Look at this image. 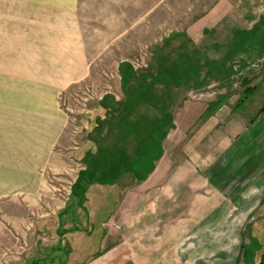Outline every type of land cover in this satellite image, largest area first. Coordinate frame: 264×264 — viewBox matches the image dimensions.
<instances>
[{"label":"rangeland","instance_id":"obj_1","mask_svg":"<svg viewBox=\"0 0 264 264\" xmlns=\"http://www.w3.org/2000/svg\"><path fill=\"white\" fill-rule=\"evenodd\" d=\"M218 1L77 0L76 15L87 56L88 75L59 94V106L67 117V125L50 158L53 169L43 170L40 196L33 205L36 209L32 206L21 209L15 207L12 199H0V226L3 228L0 264L257 263L264 249L258 241L262 234L247 227L241 236L246 244L244 250L239 253L240 241L235 243L231 237L229 257L224 262L218 260L221 258L217 253L206 263L186 261L190 244L194 242L200 249L201 239H204H192L190 232H182L176 240L182 262L142 261L141 245L146 242L141 238L140 227H134L133 222L128 221L131 217L123 221L129 211L128 205L120 208L121 220L112 217L113 221L108 222L107 219L116 203L124 201L126 195L123 193L129 184L99 182L111 178L102 172L108 167L106 155L99 157L106 148L127 151H121L120 157H127L117 161L125 170L119 176L127 174L135 179L131 173L138 167H149L151 177L194 174L190 158L193 154L195 158L199 148L211 147L216 154L227 135L250 124L264 108V52L241 67L229 64L225 72L205 70V53L199 52L192 59L181 57L180 52L189 48V39L183 37L184 33L190 34L195 21L211 12ZM6 26V23H0V101L13 100L14 96L26 95L30 90L23 86L24 81L20 78L13 81L14 85L7 80L11 79L9 74H22L21 71L13 72L12 68L22 64L19 62L22 59L20 48L25 39L5 38ZM223 26L228 33L231 23ZM225 40L217 39L222 43ZM196 62L200 64L195 65ZM196 79L205 81H197L194 85ZM246 86L250 93L242 104L237 105ZM218 97H224L225 103L216 113L214 130L195 143L193 136L203 123L204 113L193 120L184 117H190L188 113L195 107L200 112L201 107ZM99 121L103 124L97 132ZM22 125L23 120L0 112V161L10 162L15 149L13 144L19 145L18 142L27 137L20 132ZM116 154L111 159H116L119 153ZM134 192L140 195L141 189ZM87 194L102 198L88 199ZM154 209H151L153 221H157L161 213L166 225L174 222L177 191ZM69 211L73 214L67 217ZM141 211L138 206L137 213ZM201 218L205 216L199 215L198 219ZM220 218V215L208 216L204 222L216 224ZM234 219L232 215L226 216L223 222L232 225L236 223ZM74 220H88L90 230L85 226V231L69 235L60 230L61 224L74 223ZM207 233L213 236L214 246L221 250L222 230ZM105 234L109 235L101 242ZM251 235L255 240H251Z\"/></svg>","mask_w":264,"mask_h":264},{"label":"crops","instance_id":"obj_2","mask_svg":"<svg viewBox=\"0 0 264 264\" xmlns=\"http://www.w3.org/2000/svg\"><path fill=\"white\" fill-rule=\"evenodd\" d=\"M76 6L77 0H0V23L7 24L5 38L25 39L20 48L22 59L19 62L22 64L12 68L13 72L21 71L22 74H9L11 79L7 80L14 85L13 81L20 78L24 81L23 86L30 88L26 95L0 101V112L23 120L19 129L27 135L18 142L19 145L17 142L13 144L15 149L10 162L0 161V199H12L15 207L21 209L36 207L33 205L40 196L43 170L53 169L50 158L61 142L67 125V117L59 106V94L85 80L88 75ZM225 23H231L228 33L224 30ZM193 28L190 34L184 33L183 37L189 39V48L180 52L181 57L192 59L199 52L205 53L207 67L204 68L209 71L225 72L231 63L241 67L264 52V0H219L211 12L195 21ZM219 38L226 40L218 42ZM222 46H226L225 49ZM198 64L196 62L195 65ZM201 80L196 79L193 84ZM223 106L204 118L199 131L193 136L195 143L201 142L214 130L216 113ZM206 108L207 105L198 112L195 107L188 113L190 117L184 118L197 119ZM221 145L216 154L208 146L199 148L195 158L193 154L190 161L196 172L194 174L148 175L141 183L124 174L116 180L129 186L123 193L126 195L123 196L124 201L116 203L107 219L108 222L113 221L112 217L121 220V209L128 205L129 211L123 221L131 217L128 221L133 222L134 227H140L141 238L146 242L141 245L142 261L182 262L175 245L182 232H190L192 239H205H201L200 249L196 243L190 244L185 260L192 263L212 261L215 253L221 258L218 260L227 261L231 237L235 243L240 241V253L241 246L245 244L241 237L245 227L261 231L262 238L257 239L264 245V110L250 124L227 135ZM139 189L141 194L135 195L134 191ZM173 190L177 191V212L174 213L177 218L166 225L165 217L160 213L162 219L158 217L157 221H153L151 209L156 205L162 206ZM94 196L102 198L94 194H87L86 198ZM152 199L156 201L151 202ZM138 206L142 209L140 214L137 213ZM2 213L6 214L5 211ZM71 214L73 212L69 211L67 217ZM199 215L205 218L199 220ZM214 215L221 216L216 224L207 220L204 222L208 216ZM230 215L234 216L235 224L223 222V218ZM61 226L60 230H65L68 235L85 231V226L90 230L88 220ZM2 229L0 226V234ZM215 229L222 230L221 250L214 246L213 236L207 233ZM108 235L105 234L101 242ZM250 238L255 240L254 235Z\"/></svg>","mask_w":264,"mask_h":264},{"label":"trees","instance_id":"obj_3","mask_svg":"<svg viewBox=\"0 0 264 264\" xmlns=\"http://www.w3.org/2000/svg\"><path fill=\"white\" fill-rule=\"evenodd\" d=\"M249 89L250 88H247V86L244 87V90H243V92L241 94V98L239 99L237 105L238 104L240 105V104H242L244 102V100L246 99V97L250 93V92L248 93ZM224 103H225L224 97H218L214 102H211L210 104L207 105V108L205 109V112L203 114V117L206 118V117H209V116L213 115L217 111V109L220 108L221 105H223ZM102 105L104 106L105 104L103 103ZM123 110H124V108H123ZM263 110H264V108L261 109V111H263ZM102 124H103V122H100L99 121L98 125L96 126L97 127L96 128L97 132L100 130V127L102 126ZM110 126L112 127V124H110ZM148 140H149V137H148ZM101 150H103V149H101ZM103 151H104V153L101 152V151H99V152L103 153V154L99 153V157L102 158V155H106L105 156V159H107L106 161L108 162V167H104L103 170H102V172L104 173V176H106V175L108 176L109 175L111 178L108 177L107 180L101 179L99 182L101 184H105L106 182H109L110 184H112L114 181L117 180V178L119 177V175L122 174V173H124V171H125L123 168L121 169V166H119V164H118L117 161H120L119 160L120 158H123L124 159L125 157H127V156L120 157V155H121L120 152L121 151L122 152H126V153H127V151L122 150V149H120V150L119 149L118 150H110L109 148H106ZM116 152L119 153L118 156L115 157L116 159H114V160L111 159L112 155L115 156ZM88 158H90V157L88 156ZM90 159H92V158H90ZM138 168L136 169V172H134L135 171L134 170V171H132V173L131 172L130 173L135 177L136 180L143 181L149 175L150 168L149 167H147L146 169H142L141 167H138ZM109 183H107V184H109ZM262 220H263V239H264V216H263ZM245 246L246 245L243 244L241 246V249L244 250ZM262 247L264 248V245ZM256 264H264V249L259 254V257H258V260H257V263Z\"/></svg>","mask_w":264,"mask_h":264}]
</instances>
